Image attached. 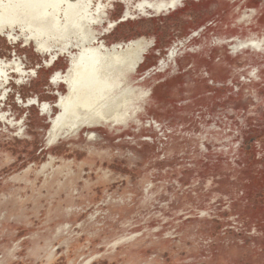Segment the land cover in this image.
Segmentation results:
<instances>
[{
    "label": "rangeland",
    "instance_id": "374dc122",
    "mask_svg": "<svg viewBox=\"0 0 264 264\" xmlns=\"http://www.w3.org/2000/svg\"><path fill=\"white\" fill-rule=\"evenodd\" d=\"M143 1L95 0L118 23L101 43L153 41L134 76L150 100L119 132L49 147L42 106L60 114L68 90L51 79L79 50L53 42L40 54L22 25L0 35V59L37 74L0 82V264H264V53L220 44L264 36V0H182L148 15ZM173 49L178 66L161 69Z\"/></svg>",
    "mask_w": 264,
    "mask_h": 264
},
{
    "label": "flooded vegetation",
    "instance_id": "af4514ba",
    "mask_svg": "<svg viewBox=\"0 0 264 264\" xmlns=\"http://www.w3.org/2000/svg\"><path fill=\"white\" fill-rule=\"evenodd\" d=\"M64 1L65 3L63 4H60V0H55L52 3L50 0L48 2H40L41 4L38 3L40 5L37 6L34 2L25 5L33 9L43 8L48 4L51 5L48 8V13L53 15V30L56 31L61 30L65 26L67 22L65 15H68L69 11L73 15H81V18L73 20L70 39H72L73 35L76 36V39L74 41L69 40L68 50L58 46L61 53L75 47L79 50V52L71 54V62L67 72L65 74L63 72L57 73L51 79L53 85H63L68 90L67 95L59 93L57 108L60 110V114L53 118L51 106L49 104L42 106V112L44 115L49 116L51 121V128L48 131L49 147L54 146L60 140L70 138V132H76V136L80 135L85 129L106 128L110 131L117 130L119 132L121 127L125 128L130 124L138 123L139 114L144 111V106L150 100V90H142L136 87L134 85V76L143 63L148 50L153 47V41L140 38L128 43L114 44L110 48L103 41L101 43L100 39L104 33L114 31L118 23L108 20L107 6L103 3L95 5V0H71V5L67 4L70 0ZM13 6V0L0 1V35H8L10 37L12 32L15 31V27L18 26L15 21L13 23L10 22L9 17H1L3 13H7L8 9L13 8ZM16 6L18 5L16 4ZM181 6L182 0L151 2L144 0L138 4L137 8L143 15H148L149 12H153V14L170 13ZM257 13V10H253L250 15L241 17L238 21L239 24L247 27ZM59 14H64V21H60L57 17ZM127 18L134 19L129 7L127 12L124 13L123 22ZM106 22L109 26L106 31H103L105 30L103 26ZM21 25L22 23L19 26ZM22 27L24 31L27 30L26 32L30 34L27 43L32 40L40 54L44 55L51 52L53 42L60 45L59 40H52L48 43L47 38L38 39L27 26L22 25ZM100 27L103 30H100ZM225 43L230 44V49L234 54L246 50L257 54L264 53V36L260 38L256 34H252L246 37H225L221 39L220 44ZM176 53L175 49L169 52L168 64L166 65L167 62L164 60L159 63L162 67L161 69L169 68V64L176 69L178 66ZM9 72L12 74L16 73L22 77H34V75H37L36 71H25L21 62L5 63L0 59V82L2 78L9 82L7 79ZM82 92L86 93V98L83 99L86 104L85 108H77L75 106L70 113L69 125H62L61 122L66 111L71 105H75L78 100H81L78 97L82 95ZM29 103V106L39 105L37 100H31ZM110 108L113 109V112L105 113L101 120L100 113L106 112ZM15 126L20 128L18 135L23 136L21 123Z\"/></svg>",
    "mask_w": 264,
    "mask_h": 264
},
{
    "label": "bare ground",
    "instance_id": "6f19581e",
    "mask_svg": "<svg viewBox=\"0 0 264 264\" xmlns=\"http://www.w3.org/2000/svg\"><path fill=\"white\" fill-rule=\"evenodd\" d=\"M1 1V0H0ZM50 0H13L14 6L11 9H8L7 13H3L1 15L2 18L9 17L10 22H16L18 25L22 23V25L27 26L34 35L38 39L47 38V42L49 43L52 40H59V44L65 48V50H68L69 48V40L71 36V27L73 24V20L77 18H81L80 14H71L69 11L68 15L66 16V24L65 26L59 30H53V15L52 13H48V8L51 7V5H46L43 8H31L27 7L25 5L30 3H35L36 6L40 5V2H48ZM55 0H51V3ZM71 0L67 2V4H70ZM40 3V4H38ZM65 3L64 0H60V4ZM16 4L18 6H16ZM81 100H78L75 105H71L69 109L66 111L65 115L63 116L62 125H69L70 119H71V110L74 109L75 106L77 108H85L86 104L83 99L86 98V93L82 92V95L78 97ZM127 110V109H126ZM113 112V109L110 108L106 112L100 113V119H103V116L105 113ZM131 111V110H130ZM63 132V131H62ZM71 136H76V132H70V138Z\"/></svg>",
    "mask_w": 264,
    "mask_h": 264
}]
</instances>
